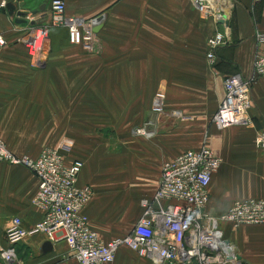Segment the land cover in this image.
Listing matches in <instances>:
<instances>
[{
	"label": "crops",
	"instance_id": "0c3cea01",
	"mask_svg": "<svg viewBox=\"0 0 264 264\" xmlns=\"http://www.w3.org/2000/svg\"><path fill=\"white\" fill-rule=\"evenodd\" d=\"M6 1L0 8V33L9 43L0 52L1 137L15 153L32 157L66 136L79 143L82 152L65 158L83 162L77 183L94 186L84 213L103 239L130 230L141 215L140 201L157 187L163 162L203 144L230 161L212 177L208 212L221 214L235 200L264 199V149L255 144L256 133L264 134V76L251 90L250 125L218 129L211 122L224 96V79L252 73L254 33L264 32V0L255 7L252 0H229L205 12L194 0H64L67 15H103L101 27L89 49L70 43L66 27H49L44 59L37 66L22 39L29 27L47 22L50 0ZM8 4L14 12L23 6L34 14L23 17L25 23L16 22ZM216 31H226L228 39L217 49L212 66L207 41ZM157 92L165 94V112L155 117L151 105ZM149 119L155 122L152 137L133 133ZM67 128L73 135L64 133ZM77 131L83 136L77 137ZM101 155L111 165L99 176L94 165ZM37 184L25 167L0 162V264H6L1 250L8 247L5 233L12 219L19 217L29 230L42 218L31 203ZM99 186L121 210L102 213ZM131 199L139 209L133 211L130 227L110 233L100 225L126 222ZM262 226L234 230L226 225L225 231L234 244L251 238L252 227ZM47 241L40 232L26 236L14 246L17 263L76 264L65 242H50L44 249ZM114 264L149 261L122 247Z\"/></svg>",
	"mask_w": 264,
	"mask_h": 264
},
{
	"label": "built area",
	"instance_id": "2783aa9c",
	"mask_svg": "<svg viewBox=\"0 0 264 264\" xmlns=\"http://www.w3.org/2000/svg\"><path fill=\"white\" fill-rule=\"evenodd\" d=\"M261 1L252 0V4L255 7ZM6 3L0 0V8ZM194 4L202 12L213 8L207 0H194ZM65 10L64 0H50L47 24L40 22L29 27V33L22 39L28 56L35 63L44 59L49 27H66L70 43L90 48L95 33L93 27L101 23L104 16L86 19L67 15ZM227 39L226 31H216L208 39L206 58L210 65H215L216 51ZM254 41L256 50L250 77L232 74L223 81L224 96L211 120L218 129L252 123L249 115L251 90L256 80L264 76V32L256 31ZM6 45L0 33V50ZM164 112L165 94L157 92L153 96L151 113L157 117ZM154 132L152 119L133 128L134 134L147 138ZM255 144L264 149V134L256 133ZM0 162L23 166L36 176L38 184L31 203L42 212V218L29 230L21 226L19 217L12 219L5 233L8 247L1 250L6 264H18L14 246L38 232L51 243L65 242L76 264H114L122 247L137 252L149 264H248L226 235L225 226L235 230L264 224V199L260 198L235 200L221 214L208 212L209 186L221 167L222 158L207 144L163 162L154 193L140 201L142 211L137 221L126 234L108 240L91 228L84 213L93 190L77 183L83 167L81 160L68 161L59 150L49 146L43 147L35 157L20 155L9 149L0 136Z\"/></svg>",
	"mask_w": 264,
	"mask_h": 264
},
{
	"label": "rangeland",
	"instance_id": "374dc122",
	"mask_svg": "<svg viewBox=\"0 0 264 264\" xmlns=\"http://www.w3.org/2000/svg\"><path fill=\"white\" fill-rule=\"evenodd\" d=\"M218 12L219 11H217V13ZM96 16H98V15L89 16V17H86V19H89V18H92V17H96ZM45 24H47V22ZM37 25L38 24L36 23V26ZM28 33H29V30H28V32H25L23 37L26 36ZM47 36H48V32H47ZM47 41H48V39H47ZM7 43H8V41H7ZM8 45H9V43L6 46H8ZM0 52H1V50H0ZM29 59H30L31 63L36 65V66L40 64V63H35L34 60L31 59L30 57H29ZM64 129L65 128H63V130ZM16 130L21 131V130H23V127H16ZM75 132H76V130H75ZM64 133H68V134H72L73 135V132L72 131L70 132L69 128H67V131H65ZM109 133L110 132H108V134ZM0 136H1V134H0ZM76 136L77 137L83 136V133L80 132V131H77V135ZM63 138H62V141H60L58 144L56 143L55 145H53L56 142L54 140L55 142H51V143H49V144H47L45 146L56 148L57 150H59L63 154V156H68V158H69V156H72V155L73 156L74 155H79L82 152L81 145L79 143L75 142L74 140H72L68 136H66L65 141H63ZM78 139H80V138H78ZM5 143H6V145L8 146L9 149L13 150L9 146V144H7L6 141H5ZM204 143H206V142H204ZM45 146H43V147H45ZM20 155H22V154H20ZM110 162H111V159H106L105 157H103V155H101V159H99V161L97 162L98 165L97 164L94 165L95 167L98 168L99 176H102V175H104V173H106L105 169H107L108 166L111 165ZM222 163L223 164H222V167H221L220 170L224 171L225 170L224 169L225 166H229L230 165V161L226 162L225 158H223ZM87 185L89 187H91V188L93 186V185L91 186L90 184H87ZM99 187H100L99 194L101 195L100 197L101 198L103 197V199H104V202H102V204H101L102 213L105 214V215L106 214L109 215V214L116 213L118 210H121L122 208L116 207L114 204H112V200L108 201V196L103 193V189L101 188V186H99ZM132 203H133V200L131 199L128 202V207H125L126 210L128 209V215H129V217H128L126 222H124V223L108 222V223H102V224L99 223V224L101 226L105 227L106 229H108L110 233H113L114 230L123 231L127 227H130L132 225V223L134 222L135 218H136V214H134L133 211L135 209H139L138 207L132 206ZM95 224H94V226H95ZM252 228H255V229H254V231L251 234V238H248V239H245V240L242 238L240 241H235L236 243L234 242V246H235L236 251L238 252V254L241 256V258L244 261H246V263H248V264H264V238H263L264 237L263 236L264 235V228H263V226L262 227H252ZM120 255L122 257L123 254L121 253Z\"/></svg>",
	"mask_w": 264,
	"mask_h": 264
},
{
	"label": "water",
	"instance_id": "95a60500",
	"mask_svg": "<svg viewBox=\"0 0 264 264\" xmlns=\"http://www.w3.org/2000/svg\"><path fill=\"white\" fill-rule=\"evenodd\" d=\"M42 9V8H41ZM7 10H8V12H9V14L11 15V16H15V21L16 22H19V23H25L26 22V19H24L23 17H25V16H27V15H33L34 14V11L33 12H26V11H24V7L23 6H20V9L18 10V11H16V12H14L15 10H14V8L12 7V5L11 4H8L7 5ZM29 13V14H28ZM100 27H101V23H99L98 25H96V26H94L93 27V31L94 32H97L99 29H100ZM51 247V243L49 242V241H47V242H45L44 244H43V248L44 249H48V248H50Z\"/></svg>",
	"mask_w": 264,
	"mask_h": 264
},
{
	"label": "bare ground",
	"instance_id": "6f19581e",
	"mask_svg": "<svg viewBox=\"0 0 264 264\" xmlns=\"http://www.w3.org/2000/svg\"><path fill=\"white\" fill-rule=\"evenodd\" d=\"M202 1V0H199ZM208 3L211 4V6L217 7L221 3H230L229 0H207Z\"/></svg>",
	"mask_w": 264,
	"mask_h": 264
}]
</instances>
